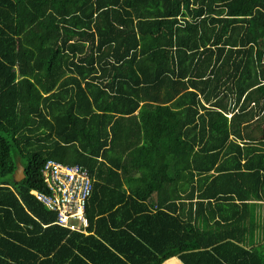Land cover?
<instances>
[{"label":"trees","instance_id":"trees-1","mask_svg":"<svg viewBox=\"0 0 264 264\" xmlns=\"http://www.w3.org/2000/svg\"><path fill=\"white\" fill-rule=\"evenodd\" d=\"M0 160V264H263L264 0H0Z\"/></svg>","mask_w":264,"mask_h":264},{"label":"built area","instance_id":"built-area-1","mask_svg":"<svg viewBox=\"0 0 264 264\" xmlns=\"http://www.w3.org/2000/svg\"><path fill=\"white\" fill-rule=\"evenodd\" d=\"M42 174L46 190H35L37 199L58 213V224L87 233L86 204L94 190L90 169L50 158Z\"/></svg>","mask_w":264,"mask_h":264},{"label":"water","instance_id":"water-1","mask_svg":"<svg viewBox=\"0 0 264 264\" xmlns=\"http://www.w3.org/2000/svg\"><path fill=\"white\" fill-rule=\"evenodd\" d=\"M26 177L25 166L21 161L18 162L16 171L14 173V180L16 182L22 181Z\"/></svg>","mask_w":264,"mask_h":264},{"label":"rangeland","instance_id":"rangeland-1","mask_svg":"<svg viewBox=\"0 0 264 264\" xmlns=\"http://www.w3.org/2000/svg\"><path fill=\"white\" fill-rule=\"evenodd\" d=\"M232 104H233V103H232ZM257 211H258L257 214H258L259 216L262 217V218H260V220L263 221V224H264V205H263V207H261L260 210H257ZM261 237H262L261 239H260V237H259V239H260L259 241H260L261 245L264 246V232H263V234H261ZM251 241H252V240H250V242H249V244H248L247 246H250ZM252 242H253V241H252Z\"/></svg>","mask_w":264,"mask_h":264},{"label":"crops","instance_id":"crops-1","mask_svg":"<svg viewBox=\"0 0 264 264\" xmlns=\"http://www.w3.org/2000/svg\"><path fill=\"white\" fill-rule=\"evenodd\" d=\"M259 204H258V210H260L261 209V207H263V205H264V201L263 200H256ZM257 213H258V211H257ZM258 215V214H257ZM260 218H262L261 216H259ZM260 232V231H259ZM263 232H264V230H262L260 233H259V236L256 238V241L258 242L262 237H261V234H263ZM259 237H260V239H259ZM256 241H255V243H256ZM252 243V242H251ZM254 243V244H255ZM254 244H250V245H254ZM177 258V257H176ZM180 262H181V264H184L179 258H177ZM263 264H264V262H263Z\"/></svg>","mask_w":264,"mask_h":264},{"label":"bare ground","instance_id":"bare-ground-1","mask_svg":"<svg viewBox=\"0 0 264 264\" xmlns=\"http://www.w3.org/2000/svg\"><path fill=\"white\" fill-rule=\"evenodd\" d=\"M46 77V76H45ZM191 77V76H190ZM32 78V77H31ZM194 80V79H193ZM201 81V80H200ZM185 84V83H184ZM262 90H263V88H261ZM8 90V89H7ZM46 92V91H45ZM219 92V91H218ZM14 97V96H13ZM263 98V97H262ZM224 102V101H223ZM9 105V104H8ZM178 106V105H177ZM2 108V107H1ZM32 110V109H31ZM34 111V110H33ZM32 111V112H33ZM14 113V112H13ZM180 113V112H179ZM208 124V123H207ZM9 136H10V134H9ZM6 137H7V135H6ZM5 138V137H4ZM8 140H9V137H8ZM11 140V139H10ZM9 144V143H8ZM9 146V145H8ZM8 149H10V148H8ZM11 150V149H10ZM1 161V160H0ZM2 165V164H1ZM5 189V188H4ZM10 210V209H9ZM11 212V211H10Z\"/></svg>","mask_w":264,"mask_h":264}]
</instances>
